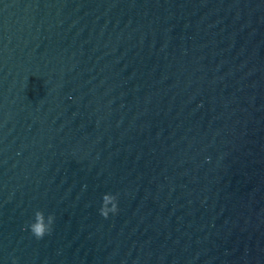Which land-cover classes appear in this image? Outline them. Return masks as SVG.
<instances>
[{"label":"water","instance_id":"obj_1","mask_svg":"<svg viewBox=\"0 0 264 264\" xmlns=\"http://www.w3.org/2000/svg\"><path fill=\"white\" fill-rule=\"evenodd\" d=\"M0 264H264V0H0Z\"/></svg>","mask_w":264,"mask_h":264},{"label":"clouds","instance_id":"obj_2","mask_svg":"<svg viewBox=\"0 0 264 264\" xmlns=\"http://www.w3.org/2000/svg\"><path fill=\"white\" fill-rule=\"evenodd\" d=\"M118 209L117 195L106 193L102 196V204L99 209L100 215L107 219L109 214H116ZM55 222V216L49 214L45 217L42 210H37L34 213L33 221L26 226V230H30L36 239H43L46 235L51 234L52 226Z\"/></svg>","mask_w":264,"mask_h":264}]
</instances>
